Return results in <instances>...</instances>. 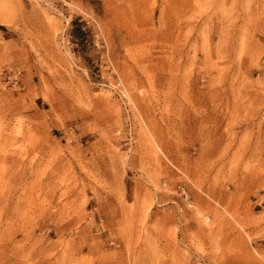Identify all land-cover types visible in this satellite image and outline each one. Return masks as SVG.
<instances>
[{
    "label": "rangeland",
    "instance_id": "rangeland-1",
    "mask_svg": "<svg viewBox=\"0 0 264 264\" xmlns=\"http://www.w3.org/2000/svg\"><path fill=\"white\" fill-rule=\"evenodd\" d=\"M0 264H264V0H0Z\"/></svg>",
    "mask_w": 264,
    "mask_h": 264
}]
</instances>
